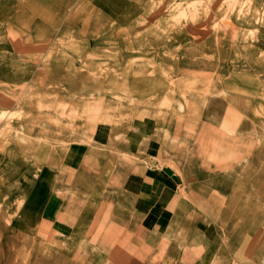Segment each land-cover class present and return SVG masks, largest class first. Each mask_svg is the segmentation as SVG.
Here are the masks:
<instances>
[{"label":"crops","instance_id":"1","mask_svg":"<svg viewBox=\"0 0 264 264\" xmlns=\"http://www.w3.org/2000/svg\"><path fill=\"white\" fill-rule=\"evenodd\" d=\"M158 2L0 0V108L43 105L0 136V195L64 264H264L257 43L227 65Z\"/></svg>","mask_w":264,"mask_h":264},{"label":"rangeland","instance_id":"2","mask_svg":"<svg viewBox=\"0 0 264 264\" xmlns=\"http://www.w3.org/2000/svg\"><path fill=\"white\" fill-rule=\"evenodd\" d=\"M156 6L161 9L163 20L169 25L187 20H210L211 35L216 36L215 40L218 42L222 40L221 38L225 39L227 49L224 62L227 65L236 67L241 61L246 62L241 60L244 57L242 52L251 49L248 45L241 44L256 42L258 53L256 65L262 70L264 78V0H161ZM180 10L182 13L179 14ZM225 15L238 25L233 33L226 31V27L220 22ZM238 44L241 45L240 48H237ZM191 85L196 89L201 83L199 85L194 82ZM22 94L26 99L33 97L40 102L53 97V94L48 97L47 93L42 95L22 92ZM163 105L170 108L168 105L165 106L166 104ZM42 107L43 105L39 103L36 108L31 104L28 107L26 104L19 105L18 109L15 108L17 110L13 111L9 108H0V122H3L0 123V136L14 135L23 130L22 128L17 131L13 128L8 123L10 118L23 117L27 110L28 115H31L32 110L41 111ZM261 145L264 146V142ZM9 200L11 199L8 196L0 195V264H64L57 253L48 250L47 236L35 229H26L25 221L12 218L17 215L21 202L12 203Z\"/></svg>","mask_w":264,"mask_h":264},{"label":"bare ground","instance_id":"3","mask_svg":"<svg viewBox=\"0 0 264 264\" xmlns=\"http://www.w3.org/2000/svg\"><path fill=\"white\" fill-rule=\"evenodd\" d=\"M182 10V9H181ZM181 10L179 11V14H180V12H181ZM182 13V12H181ZM150 18V17H149ZM150 20V19H149ZM148 20V21H149ZM220 22H222V24H223V26L224 27H226L227 25H229V24H231V19H230V17L229 16H223V19H222V21H220ZM215 24V23H214ZM219 26H220V24H219ZM222 28V27H221ZM233 32H234V29H233ZM232 32V33H233ZM181 72V71H180ZM183 72V71H182ZM92 107V106H91ZM94 108V107H93ZM40 161V160H39Z\"/></svg>","mask_w":264,"mask_h":264}]
</instances>
